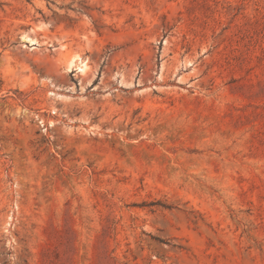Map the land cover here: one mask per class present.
I'll return each instance as SVG.
<instances>
[{
  "label": "rangeland",
  "instance_id": "1",
  "mask_svg": "<svg viewBox=\"0 0 264 264\" xmlns=\"http://www.w3.org/2000/svg\"><path fill=\"white\" fill-rule=\"evenodd\" d=\"M0 264H264V0H0Z\"/></svg>",
  "mask_w": 264,
  "mask_h": 264
},
{
  "label": "bare ground",
  "instance_id": "2",
  "mask_svg": "<svg viewBox=\"0 0 264 264\" xmlns=\"http://www.w3.org/2000/svg\"><path fill=\"white\" fill-rule=\"evenodd\" d=\"M81 72H84V69L83 68L81 69Z\"/></svg>",
  "mask_w": 264,
  "mask_h": 264
}]
</instances>
